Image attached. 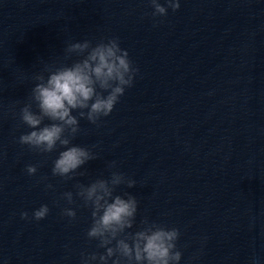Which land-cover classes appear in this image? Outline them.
Returning a JSON list of instances; mask_svg holds the SVG:
<instances>
[{
  "label": "clouds",
  "instance_id": "1",
  "mask_svg": "<svg viewBox=\"0 0 264 264\" xmlns=\"http://www.w3.org/2000/svg\"><path fill=\"white\" fill-rule=\"evenodd\" d=\"M153 17L166 16L168 8L177 11L179 0H148ZM66 58L71 54L82 57L69 65L46 68L47 78L43 74L34 77L37 81L31 90L30 102L19 112L20 121L31 131L20 135L19 143L40 154L53 153L59 148L57 158L51 169L53 176L72 179L87 162L95 159L89 149L73 145L71 138L79 132V120L85 118L96 124L101 117H107L124 95L126 88L133 86L134 78L139 69L133 65L126 49L120 47L119 39L112 38L101 41L95 46L91 41L70 43L65 49ZM106 93V95H105ZM36 106V111L33 110ZM86 110V111H85ZM51 123L44 124L45 120ZM115 167V161L110 164ZM29 176L37 172V166L28 165L25 169ZM121 184L129 188L136 181L113 171L110 179H96L85 186L77 184L76 196L83 205L91 209L92 223L87 230L89 240H98V248L105 249L103 254L96 252L82 253L81 264H179L182 253L177 249L180 232L178 228L166 227L162 224L141 223L143 227L135 232H126L133 228L138 201L128 192L122 195L114 192ZM52 188L51 184L46 185ZM68 204H73V193L62 194ZM44 204L34 210L31 218L39 221L49 213ZM62 215L76 219V211L66 207ZM21 219H29L27 212L20 213Z\"/></svg>",
  "mask_w": 264,
  "mask_h": 264
}]
</instances>
